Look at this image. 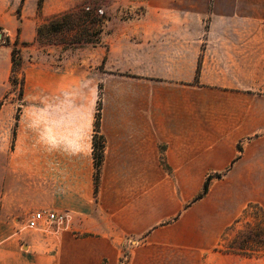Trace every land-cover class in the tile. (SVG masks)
<instances>
[{
	"label": "crops",
	"instance_id": "1",
	"mask_svg": "<svg viewBox=\"0 0 264 264\" xmlns=\"http://www.w3.org/2000/svg\"><path fill=\"white\" fill-rule=\"evenodd\" d=\"M136 22L101 70L96 56L79 72L78 48L56 65L42 52L37 103L0 104L14 119L0 121V264L244 257L213 249L249 203L264 212V0H156ZM37 210L67 219L27 227Z\"/></svg>",
	"mask_w": 264,
	"mask_h": 264
},
{
	"label": "rangeland",
	"instance_id": "2",
	"mask_svg": "<svg viewBox=\"0 0 264 264\" xmlns=\"http://www.w3.org/2000/svg\"><path fill=\"white\" fill-rule=\"evenodd\" d=\"M36 2L37 0H0V103L12 105L13 108L25 102L37 103L38 96L35 89L37 87L38 72L36 71V66L41 53L44 52L42 53L44 55L45 52H48L51 55V58L47 57V59H49L52 65L59 64L61 58L64 56L63 50L59 46L39 48L32 42L35 28L41 21V16H48L63 11L76 4L93 6L96 12L105 18L101 42L95 45L97 48H93L95 46L87 44L78 48L75 52V59L79 64L81 63L78 66V71L80 72L87 69V64L91 65L93 59L98 56L97 62L93 63L91 69L101 70L103 65L100 59L106 55L109 39L117 37L118 34L124 31L132 30L135 23H137L136 19L139 18L140 11L145 9L150 2L154 4L156 0H43L41 15H38L36 12ZM15 38L32 42L26 46H20L22 66L18 72L14 73L19 79L20 77L24 78L25 69L27 67L32 68L30 90H27L26 96L23 95L24 81L22 84V94L19 96L18 81L12 85L8 78L11 69L10 50ZM73 56L72 54V61L74 60ZM15 113L16 111H14ZM7 114L9 112L7 113L3 110L0 121L8 119L11 122V126H13L14 119L13 117L7 118ZM254 211L257 212L255 208H250L244 218L233 225L234 229L227 231L225 240L220 239L218 245L213 246V250L216 251L218 247L225 248L229 238L235 234L236 229L244 226L245 219L248 221L256 219L257 216L254 214ZM123 259L125 260L124 257ZM211 264H264V258L234 257L228 261L213 260Z\"/></svg>",
	"mask_w": 264,
	"mask_h": 264
},
{
	"label": "trees",
	"instance_id": "3",
	"mask_svg": "<svg viewBox=\"0 0 264 264\" xmlns=\"http://www.w3.org/2000/svg\"><path fill=\"white\" fill-rule=\"evenodd\" d=\"M43 0H37L36 12L41 15ZM41 21L35 28L32 42L39 48L48 46H59L62 50L81 48L84 45L95 46L101 42V34L103 32L104 16L99 15L93 6L76 4L63 11L41 16ZM32 42L22 41L18 38L13 40V46L10 50L11 69L9 81L13 85L18 81V94H22L23 77L18 78L14 73L19 71L22 66V58L20 46H26ZM1 104V103H0ZM19 108L17 109L18 112ZM99 112L100 102H97L93 123L92 135V153H93V182L94 190L97 189L99 166L102 159L103 137L99 133ZM17 118V114L16 117ZM14 134V131H13ZM220 173H213L206 176L202 189L198 197L203 196L209 187L212 178H219ZM250 208H255L254 214L257 216L252 221L244 220V226L236 229L234 235L229 238L225 248L218 247L217 250L223 253H232L244 257L264 258V212L262 208L255 204L249 203L242 211L241 216L235 220L239 222L244 218ZM234 224L227 229L233 230ZM221 235V240H225V235Z\"/></svg>",
	"mask_w": 264,
	"mask_h": 264
},
{
	"label": "built area",
	"instance_id": "4",
	"mask_svg": "<svg viewBox=\"0 0 264 264\" xmlns=\"http://www.w3.org/2000/svg\"><path fill=\"white\" fill-rule=\"evenodd\" d=\"M67 215L53 210H37L32 212L26 220V226L35 229H45L51 225L65 222Z\"/></svg>",
	"mask_w": 264,
	"mask_h": 264
}]
</instances>
